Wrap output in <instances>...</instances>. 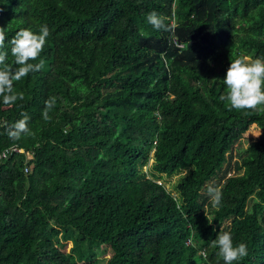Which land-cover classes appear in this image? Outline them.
<instances>
[{"label":"trees","instance_id":"16d2710c","mask_svg":"<svg viewBox=\"0 0 264 264\" xmlns=\"http://www.w3.org/2000/svg\"><path fill=\"white\" fill-rule=\"evenodd\" d=\"M42 25L44 67L0 98V149L34 152L27 172L23 154L0 163V264H225L221 227L247 244L234 264H264V111L220 99L231 58L264 56V0H0L9 63ZM21 112L30 134L11 139Z\"/></svg>","mask_w":264,"mask_h":264},{"label":"clouds","instance_id":"9594fccd","mask_svg":"<svg viewBox=\"0 0 264 264\" xmlns=\"http://www.w3.org/2000/svg\"><path fill=\"white\" fill-rule=\"evenodd\" d=\"M147 22L157 31H169L170 25L165 18L153 10L147 15ZM47 25L40 26L38 31L31 28H21L10 40V54L13 62H8L9 53L4 51L7 35L5 28L0 27V98L5 105H14L24 99L23 92H17L15 84L30 73L38 72L44 67V61L40 59L44 47L50 36ZM35 61H39L35 63ZM227 86L226 94L220 99L227 103L230 110H262L264 111V56L250 59L240 56L232 59L223 78ZM54 98L45 101L42 117L50 121L49 111L54 107ZM21 119L10 125L7 129L9 138L20 139L30 134L28 121L30 117L26 112H21ZM207 194L212 206L217 207L222 201V191L219 187L209 185ZM207 216V212L205 210ZM208 218V216H207ZM209 219V218H208ZM213 244L218 247V255L223 258L225 264H234L248 255L247 244L235 243L232 234L221 227Z\"/></svg>","mask_w":264,"mask_h":264},{"label":"built area","instance_id":"2783aa9c","mask_svg":"<svg viewBox=\"0 0 264 264\" xmlns=\"http://www.w3.org/2000/svg\"><path fill=\"white\" fill-rule=\"evenodd\" d=\"M175 16L173 13V17L170 19L171 24L174 25L175 24ZM175 43L179 46H182L183 44L181 42H177L176 40H174ZM6 115H3L2 118L0 119V121L5 117ZM23 154L24 155V166L23 169L25 172L30 171L31 167H32V163L30 162V160L33 157V150L32 149H26L23 146L18 145L17 143H11L8 144L6 146H4L3 148L0 149V163L4 162L10 155L12 154Z\"/></svg>","mask_w":264,"mask_h":264},{"label":"rangeland","instance_id":"374dc122","mask_svg":"<svg viewBox=\"0 0 264 264\" xmlns=\"http://www.w3.org/2000/svg\"><path fill=\"white\" fill-rule=\"evenodd\" d=\"M261 130L262 129H261V126L260 125H256V124L255 125H252L251 128L249 129V131H246V132H244L242 134V144L245 145L248 140L257 138V136L261 132ZM174 177H172V179L170 181H168L167 184H170L172 182V180H173ZM60 233L57 234V236H54V237H58V238L61 239V237H62L61 235L63 233L62 232H60ZM61 241H63V240H61ZM70 244H71V240H67L66 249L69 248ZM106 252H108V247H106L104 244L97 248V253H98V255H99V257L101 259L104 258V257H106L108 255Z\"/></svg>","mask_w":264,"mask_h":264}]
</instances>
